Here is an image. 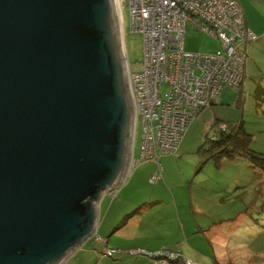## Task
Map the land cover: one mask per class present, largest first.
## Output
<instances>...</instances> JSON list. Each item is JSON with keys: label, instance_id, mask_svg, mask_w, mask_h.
Returning <instances> with one entry per match:
<instances>
[{"label": "water", "instance_id": "obj_1", "mask_svg": "<svg viewBox=\"0 0 264 264\" xmlns=\"http://www.w3.org/2000/svg\"><path fill=\"white\" fill-rule=\"evenodd\" d=\"M115 0H0V264H61L133 159Z\"/></svg>", "mask_w": 264, "mask_h": 264}, {"label": "rangeland", "instance_id": "obj_2", "mask_svg": "<svg viewBox=\"0 0 264 264\" xmlns=\"http://www.w3.org/2000/svg\"><path fill=\"white\" fill-rule=\"evenodd\" d=\"M123 18L124 51L128 64L134 67L142 61V39L139 33L130 31L129 15L126 8L123 10ZM184 47L187 50L213 53L219 48V43L206 33L188 28L184 34ZM246 55V72L241 88H232L227 93L224 104L217 100L214 104L203 108L189 123L177 152L162 155L160 165L162 180L167 181L171 186L175 185L176 192H186L181 196V202L190 212L183 216L185 222L191 220L197 230L196 220L204 222L206 214H208V212L205 214V211L207 208L210 210L212 206H216V209L220 210L219 215L223 217L234 218L242 211L238 215L237 224H234L236 230L230 235L231 238L225 237L226 240L219 238V241L225 243V246L229 245L224 252L228 256L232 252L231 262L264 264V170L252 166L246 157L237 156L233 159L222 158L218 161L209 159L197 171V166L201 162L197 150L204 143L205 138L211 139L213 136L214 129L211 126L215 119L223 122L242 120L245 130L250 134L248 147L255 152L264 153V107L257 106L253 95L257 83L264 86V46L260 45ZM164 90L165 85L161 91ZM141 134V123L137 122L133 141V156L135 158H138L140 154ZM205 147L207 146L205 145ZM143 162L140 164L138 160L136 167L129 172L125 182L130 178L138 179L137 173L146 164V161ZM132 172L134 173L131 175ZM148 180L150 181V176ZM123 184L115 188L114 195L109 192L104 193L99 203V220L95 234L75 246L61 264H148L147 260H151L154 264L151 257L132 253L133 250L145 251L147 249L133 247L125 250L126 254L119 252L107 256V249H116L117 247L108 244L106 248L104 246V249L102 244L97 243L98 238L106 240L110 232L114 230L113 228L120 224L126 214L132 211H125L130 203L126 196L123 199L116 198V194ZM142 186L144 187L143 183ZM189 190L192 193L188 192ZM222 197L225 200L221 202ZM191 203H194V206L195 203H198L197 205L202 208L204 213L193 214ZM158 209H160L159 212L151 211V214L148 215L151 218L148 220L149 227L176 229V223H180L179 219L175 216L160 219L159 213L162 212V209L160 207ZM182 213L183 211H181V215ZM224 225L228 226L227 223ZM114 238L110 235L111 241ZM191 244L196 249L211 253L208 242L198 233L193 235ZM231 249L233 250L231 251ZM129 250L131 251L129 252ZM224 252L219 249V254H224ZM141 258H144L142 262H135Z\"/></svg>", "mask_w": 264, "mask_h": 264}, {"label": "built area", "instance_id": "obj_3", "mask_svg": "<svg viewBox=\"0 0 264 264\" xmlns=\"http://www.w3.org/2000/svg\"><path fill=\"white\" fill-rule=\"evenodd\" d=\"M124 32L127 9L131 32L142 39V61L128 64V81L141 123V146L130 170L139 162L152 161L156 170L150 181L160 178V157L177 152L189 123L224 87L238 88L244 77L246 44L257 38L246 24L239 0H115ZM208 34L219 43L213 53L187 50V29ZM163 85L165 90L161 91ZM223 130L225 124H220ZM213 138V136L211 137ZM114 195L115 188L107 190ZM113 250H107L111 255ZM143 252L159 257L155 264H176L173 250ZM179 264H197L184 258Z\"/></svg>", "mask_w": 264, "mask_h": 264}, {"label": "crops", "instance_id": "obj_4", "mask_svg": "<svg viewBox=\"0 0 264 264\" xmlns=\"http://www.w3.org/2000/svg\"><path fill=\"white\" fill-rule=\"evenodd\" d=\"M239 2L247 26L257 35V38L252 41V43L250 42L245 46L246 53H251L260 45L264 46V0H239ZM246 63L247 62H245V65ZM245 68L246 66L244 67V74L246 72ZM231 89V87H224L220 95L214 98L211 104H214L217 100L224 104L226 95ZM139 163L142 164L144 162ZM145 163L146 164L142 166V170L137 173L138 179L133 180V178H130L116 194V198L120 197L123 199L126 196V199L130 203L125 211L132 210L133 213L123 223L121 221L119 225L113 228L114 230L110 232L107 237L108 239L106 238L105 240L102 238L100 240L98 238L97 243L102 244L103 248L104 246L106 248V246L110 244L113 247L121 249L123 254H126L125 250L128 248L139 247L153 251L164 247H173L181 242V247L185 255L197 264H240V262H231L232 252L229 256L224 252L229 245L225 246V243L219 241V238L223 240H226L225 237L231 238L230 235L236 230L234 224H237L238 215L242 211L233 218L220 216L218 213L220 210H217L216 206H212L210 210L207 208L205 214L206 212H208V214H206L205 221L199 222L196 220V230L191 220H187V222L183 220V216L190 213L181 202V196L186 192H176V186H171L167 181L162 180V174L161 178L152 184L148 180V177L156 170L157 166L152 161H146ZM133 173L134 172H132L131 175ZM188 192L192 193L191 190ZM220 200L222 202L225 199L222 197ZM197 204L195 203V206L194 203L190 204L193 214L196 212L204 213L202 208ZM159 207L162 209V212L159 213L160 219L170 216H175L179 219L180 223H176V229H153L149 227L148 220L151 218H149L148 215L151 214V211H155L154 213L159 212ZM181 211H183L184 214L182 213L181 215ZM187 218H189V216H187ZM225 223H227L228 226H225ZM195 233H198L200 237L206 239L211 253L201 251L192 246L191 240H193V235ZM110 235L115 237L112 241ZM219 249H222L224 254H219ZM232 250L233 249H231V251ZM142 259L144 258L135 262H142ZM147 263L153 264L151 260H147Z\"/></svg>", "mask_w": 264, "mask_h": 264}, {"label": "trees", "instance_id": "obj_5", "mask_svg": "<svg viewBox=\"0 0 264 264\" xmlns=\"http://www.w3.org/2000/svg\"><path fill=\"white\" fill-rule=\"evenodd\" d=\"M254 41V40H253ZM241 85L237 88L240 89ZM255 101L257 106L264 107V86L261 85V83H257L255 90L253 92ZM264 110V109H263ZM220 124H225V128L221 130L219 128ZM213 130V138L208 139L205 138L204 143L199 147L197 150V153L199 154L201 158L200 164L197 166V171L202 168V164L205 163L209 159H214L216 161L222 159V158H229L233 159L237 156H243L246 157L252 166L262 168L264 170V153H258L254 150L250 149L248 147L249 140H250V134L247 133V131L244 128L243 121H232V122H223L215 119L211 126ZM205 145L207 147H205ZM133 213L130 212L126 214L122 220V223ZM110 250H113L111 255L112 256L115 253H121L122 250L119 248H109ZM107 249V250H109ZM106 250V251H107ZM159 250H173L177 251L179 254L178 260L176 261V264H179L181 260L184 258H188L185 253L182 250L181 242L173 247H164L157 250H145V251H159ZM131 250H129L130 252ZM133 254H140L145 255L148 257H151L147 254H144L143 252L133 253ZM154 261L156 259H161L162 257H151ZM195 262V261H194Z\"/></svg>", "mask_w": 264, "mask_h": 264}]
</instances>
